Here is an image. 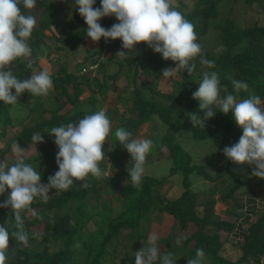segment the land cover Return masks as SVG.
Returning a JSON list of instances; mask_svg holds the SVG:
<instances>
[{"label":"trees","instance_id":"1","mask_svg":"<svg viewBox=\"0 0 264 264\" xmlns=\"http://www.w3.org/2000/svg\"><path fill=\"white\" fill-rule=\"evenodd\" d=\"M223 1L194 0L192 11L184 12L179 9L195 26L197 42L202 46L204 56L214 61L215 67L209 69L201 65L197 57L196 69L190 75L182 71L183 80L176 81L174 84L177 87L171 92H163L155 85L154 80L163 77L162 70L167 68L168 63L172 62L171 64L175 66V62L164 60L162 56L157 57L145 43L137 44V51L129 52L123 49L120 39L105 42L103 38L102 49L97 54L86 56L77 63L75 71H69L61 64L59 56L54 59L53 54L54 51H63L66 46L73 51L87 37V25L78 8L73 16L78 24H75L76 31L71 33L72 29H64L60 11L51 0H37V6L32 10L24 9L21 5L23 14L34 15L37 20L28 41L32 49L30 59L35 61L34 67L37 70H43L40 64L43 58L53 62V67L56 68L51 72L54 87L47 96H31L25 91L18 98L17 104L6 105L0 102V139H9L12 136L11 129L16 125L12 111L21 112L28 108L29 115H32L44 111V106L49 100L53 101V108L49 111V116L39 119L31 126L24 123L25 117L19 120L21 129L15 134L12 133L14 135L11 142L7 143L6 149L0 152V155L9 152L14 143H18L19 147L25 150L34 146L38 157L26 163L39 167H44L45 165H42L48 163L55 172L58 171V165L53 162L54 152L58 147L54 143L55 137L49 135L50 129L78 122L85 115L102 109V96L105 97L125 73L129 84L123 88L121 98L131 100V105L130 117L122 121L121 127L124 129L126 127L133 135L141 126L152 121L164 122L167 126L166 133L153 154L157 155L166 147L169 150L168 159L171 160L172 167L167 177L142 176L139 185L131 181L128 171L116 173L112 178L97 179L89 175L86 180L89 185L87 188L81 187L82 183H74L69 190L61 191L48 201L33 202L31 207L34 210L40 209L36 212L35 218L29 220L28 212L22 213L29 242L25 246L10 238L9 245L12 251L9 253L7 264H105L107 249L118 239L122 230H130L132 235L137 237L140 249L147 245L150 234L149 229L144 228V224L149 223L154 214L168 215L174 221L167 235L159 237L157 246L161 255L172 253L175 264H187V259L196 258L197 249L204 251L202 264H250L261 263L264 260V215L249 225L240 243L231 242L223 239L220 232L232 233L236 221H225L217 217V200L213 198L215 187L202 191L193 189L191 180L193 175L201 177L205 182L209 181L207 183H215L226 172L232 183L227 197L233 198L243 186L242 177L232 169L235 163L225 157L224 169L220 171L222 174L216 172L215 178L211 173L214 169L205 163L195 162L192 154L181 146L177 137L178 132L185 131L197 140H212L214 146L223 151L226 146L238 143L242 135L243 130L236 125L232 113L224 114L219 108H213L215 115L205 121V128L192 126L188 113H200L199 101L193 99L192 94L198 89L204 71H216L222 89L226 88L228 93L237 97V100L247 98L249 95H258L264 102V26L255 23L245 28L240 27L233 19L232 7L223 23H215L221 13ZM246 1L250 5L255 2H262L264 5V0ZM179 3L181 8L185 7V1L181 0ZM108 18L104 27L110 28L115 24V19ZM101 22L100 20L99 23ZM211 30L217 32L213 39L221 48L218 53H213L206 46ZM77 38L82 40L79 41ZM107 49L112 52L108 61L116 63L119 70L112 75L102 73L103 76L100 77L97 72L104 70L101 55ZM120 51H125L128 56L117 55ZM97 63H100L98 69H101L95 74L82 72L89 64ZM201 67L203 69H200ZM12 71L22 80L32 75V70L27 67V60L24 59L14 61ZM233 79L246 82L248 90L236 92L231 83ZM131 90L133 95L129 97ZM86 93L88 95L83 97ZM57 94L60 101L56 100ZM28 99L34 100L32 106L28 105ZM35 132L44 135V142L39 144L32 142L31 137ZM114 133L112 136L109 135L112 150L106 152L110 155V161H119L125 158L126 149L114 139ZM107 145L104 144L103 149H109ZM102 165L103 161L100 162L101 168ZM246 166L251 174L254 166L247 164ZM55 172L40 173L41 180L48 182V177ZM177 174L182 176L183 192L178 198L169 199L162 189ZM254 178L259 186L264 187V179ZM101 190L106 191L108 200L104 202L105 207L99 209ZM93 197L96 199L94 204L91 202ZM70 206L73 208L69 210ZM92 221L98 223L99 229L88 232L86 227ZM39 223L44 224L41 235L32 230ZM0 225L6 228L8 226L10 232L16 230L12 210L0 208ZM39 238L40 242L37 241ZM51 245L56 249L51 250ZM163 246L165 251L162 253L160 247ZM229 246L235 250L230 257ZM132 254L128 253L122 263L135 264V256ZM156 264H159V261Z\"/></svg>","mask_w":264,"mask_h":264},{"label":"clouds","instance_id":"2","mask_svg":"<svg viewBox=\"0 0 264 264\" xmlns=\"http://www.w3.org/2000/svg\"><path fill=\"white\" fill-rule=\"evenodd\" d=\"M79 14L83 17L87 29V38L99 42L120 39L122 47L131 52L134 46L145 43L164 60L175 62V67L163 69V78H170L177 72L189 75L196 69V58L199 63L212 69L214 61L207 59L202 46L197 42L195 26L177 10L175 0H101L100 7H94L96 0H74ZM24 9L32 10L37 0H0V102L6 105L18 103V98L27 91L31 96H47L53 89L51 72L48 69L37 70L35 61L30 59L32 49L29 38L36 26L34 15L23 14ZM114 16L118 23L106 29L99 21L104 17ZM128 56L125 51L117 53ZM27 60V67L32 75L19 79L12 71L13 62ZM236 92L247 91L248 84L240 80H231ZM14 90V92H13ZM199 101L200 113H188L192 126L205 128V121L215 115L213 108H219L224 114L232 113L242 135L238 143L226 146L223 154L237 165L254 166L251 176L264 179V102L258 95H249L237 100L226 88L221 87L220 77L216 71H204L198 89L192 94ZM112 131V122L103 109L85 115L78 122L62 124L50 129L54 143L58 147L56 164L58 171L48 177V183H41V174L31 164L25 162L18 143L12 145L17 154V161L9 165L0 160V196L8 193L0 203V208H10L15 220L14 231L0 225V264L9 260L10 238L27 245L29 234L24 229L22 213L36 216L31 207L39 197L47 201L49 191H67L76 181H85L81 187L87 188L89 175L97 179L107 177L108 171L100 167L105 158L103 150ZM115 138L131 156L132 167L127 169L131 181L139 185L145 171L144 163L153 141L151 139L133 138L132 133L118 128ZM31 140L35 144L44 142V135L33 133ZM109 151L112 148L108 149ZM43 219V217H38ZM159 237L151 234L148 247L135 253V264H175L172 253L161 255L157 246ZM78 246V245H77ZM203 249H197L196 258L187 259V264H202Z\"/></svg>","mask_w":264,"mask_h":264},{"label":"rangeland","instance_id":"3","mask_svg":"<svg viewBox=\"0 0 264 264\" xmlns=\"http://www.w3.org/2000/svg\"><path fill=\"white\" fill-rule=\"evenodd\" d=\"M53 5L55 6V8H57L60 11V16H61V20H62V24L64 29H72L70 32H74L76 31L75 28V24L77 25L78 23L76 21H74L73 16L76 12V5L74 3V0H51ZM181 0H175V6L177 7V10L180 11L179 9H181V11L183 10L184 12H190L193 10L194 8V0H182L185 1V7L181 8L180 2ZM101 4V0H96V3L94 4V7H100ZM233 8V19L237 22V24L242 27L245 28L247 26H252L255 23H258L261 26H264V5L262 2H255L253 4H248L246 0H224L222 2V6H221V13L217 19V22H224L226 16H228L229 12H230V8ZM112 18L109 17L108 19ZM116 19V18H114ZM63 29V31H65ZM63 33V32H62ZM217 35V32L215 30H211L210 35L207 38V42H206V46L208 48H210V50H212L213 53H218L221 48L218 46L217 42H214L213 37ZM77 40L81 41L82 38H77ZM216 40V39H215ZM73 42V41H72ZM71 42V44H73ZM103 40L101 39L99 42H93L91 39L89 41H86L85 44H79L77 46V48H75L73 51H71V49H69L67 46L65 47V49H63V51L61 52H56L54 51V59L57 58L59 56V58L61 59V61H63L64 63H66L67 68L70 71H75L76 67H77V63L79 61H82L86 56H93L94 54H97L99 50H101V44H102ZM59 45H62V43H59ZM105 48V47H104ZM137 51L134 47V49L132 51ZM155 55H157V57H161L160 54L155 53ZM112 56V52L109 51V49H107L106 51H104L101 55L102 61H103V65L104 67L107 66L108 68H110L108 70V74L112 73H116V71H118V67L116 66V64L112 61H108L110 60ZM149 57V56H148ZM172 62L168 63L167 68L169 67H175L174 64H171ZM112 68H111V67ZM101 69V68H100ZM98 69V70H100ZM105 69V68H104ZM200 69H203V67H201ZM106 70V69H105ZM99 76L102 77V71L100 70L99 72ZM182 76L183 73L181 72H177L176 74H174V76L170 77V78H166L164 79L163 77L160 79H155V85H157V87L159 89H161L163 92H171L173 90L176 89V85L174 84L176 81H182ZM129 81L126 78V74L123 73L120 76V80L118 81L117 85L120 88H124L126 86H128ZM133 95V91L131 90L129 93V97H131ZM86 95H83V97H85ZM102 103H104V96H102L101 98ZM131 101V100H130ZM128 101L125 102V104L118 100L117 98V94H113L112 96H110L109 98H107V102L105 103L107 106H110L113 108V106H117L120 109V113H123L125 115V118L129 117V108L131 105V102ZM53 102V101H52ZM52 102L49 100L45 107V110L42 112H36L35 114L29 115V109L26 108V110H23L21 112L19 111H12V116L13 119L16 123L15 127H13L11 129V131H13L12 133H16L18 132L21 127L20 125V121L22 120L24 117V123L26 125H33L34 123H36L39 119H42L44 117H47L50 115V110L53 108V104ZM34 104V100L33 99H28V105L32 106ZM117 104V105H116ZM105 105L102 106V109L104 108ZM104 111L106 113V115L108 116V118L110 119V114L112 113L111 111H109L107 109V107L104 108ZM126 129V127H125ZM167 130V126L164 122H162L161 120H157L156 122H151L150 124H145L140 128L139 132H144L146 133V138L147 139H151L153 141V145L152 148L149 152V154L146 157V161L144 163V173L142 176L145 175H149L151 177H156V178H161L164 176H168L170 173V169L172 167V163L170 159H166V160H162L161 162H158L156 160L157 155H154L153 151L154 149L158 146V144L161 142V138L163 135H165ZM10 134V136L14 135V134ZM143 133V134H144ZM11 136V137H12ZM11 137H9V139H0V152H2L3 150L6 149L7 147V143L11 142ZM177 137L179 139V142L181 144V146L187 150L188 152H190L192 154V157L194 159L195 162L198 163H205L207 165H209L210 167H212L214 169L212 173V175L216 178L217 175L215 176L216 172H219L220 174H222L220 171H222L223 165L225 164V155L223 154V151H221L220 149H217L212 140L210 139H205V140H197L195 138H193V136L190 133H187L185 131H180L177 133ZM114 139L115 136H114ZM145 139V138H144ZM109 148H111V143L109 141L106 142ZM105 143V144H106ZM21 148V147H20ZM22 149V148H21ZM106 153L105 158L103 160V165H102V170L104 171H108L109 175L107 176L108 178H112L116 173H119L121 171H127V169H130V161H131V157L127 159L124 158L122 160L119 161H110L109 157L110 155L107 154V150L108 149H103ZM164 153L166 154V157L169 156V150H167L166 147L163 148ZM58 152V149L55 150L54 152V158H53V162L56 164V154ZM23 157L25 162L26 161H34L37 157H38V153H37V149L34 146H30L29 149H27L26 152L23 153ZM18 157L17 154L13 151V148L11 147L9 152H6V154L4 155H0V160H4L7 161L9 165L14 164L17 161ZM45 165V166H44ZM57 165V164H56ZM42 166L44 167H39V166H33L34 168H36L40 173H47V174H53L55 172V170L53 169V167L50 166V164H43ZM219 169V170H218ZM232 169L239 173V175L242 177V181L243 184L250 186L252 185L253 182V176H251V174L249 173V171L247 170V166L245 165H237V164H233L232 165ZM226 173V172H224ZM247 178V179H246ZM192 180V184H193V189L196 191H202V190H207L210 188H214L213 183H209L206 184L204 182V180H202L201 177L197 176V175H193L191 177ZM209 182V181H206ZM41 183L47 184L48 182L42 181ZM74 183H83V181H76ZM170 184L175 183L177 184L180 189H182V176L177 174L174 175L171 180L168 182ZM247 183V184H246ZM103 185V184H102ZM101 185V186H102ZM169 185V184H168ZM166 184V186H168ZM165 188V191H164ZM164 188L162 189L163 192L167 191V188L164 186ZM61 191H56L55 189H51L49 191V196L50 199L54 198L55 196L59 195ZM8 193H5L4 195L0 196V203H2L6 198H7ZM171 194H169L170 196ZM172 197V196H171ZM47 200V201H48ZM108 200V194L106 193V191L101 190V201L99 202V209L104 208V202H106ZM38 201H45L39 197H37L34 200V203L38 202ZM96 201L95 197H93L91 199L92 204H94ZM73 207H68V209L70 210ZM6 210H11L10 208H3ZM40 209H36L35 212L39 211ZM242 213V212H240ZM27 218L29 220H33L35 218V216H33L31 213L27 214ZM234 220V219H233ZM174 225V221L172 219V217H169L168 215H161V216H156L155 214L152 216L151 220L149 223L144 224V228L145 229H149V234H156L158 237L160 236H166L167 233L169 232V229ZM99 229L98 223H96L95 221H92L87 227L86 230L88 232H95ZM32 230L38 234L41 235L44 231V224H37L36 226H34L32 228ZM221 236H223V239H228L227 238V232H220ZM40 237V236H39ZM38 242L41 241V238H39L37 240ZM138 239L137 237L132 235V232L130 230H122V232L120 233V236L118 237L117 240H114L108 247L107 249V253L108 256L106 257V262L105 264H123L122 260L124 258H126L128 253H133L132 255L135 256V253L140 249V244L137 242ZM30 246H32V244H30ZM148 242L147 245L145 247H148ZM230 247V252H229V256H232L235 253V250ZM162 253L165 251V247H160ZM51 250H55L56 247H54L53 245L50 246ZM134 262H135V258H134ZM129 263V261H128ZM250 264H264V260L261 263H256V262H252Z\"/></svg>","mask_w":264,"mask_h":264},{"label":"crops","instance_id":"4","mask_svg":"<svg viewBox=\"0 0 264 264\" xmlns=\"http://www.w3.org/2000/svg\"><path fill=\"white\" fill-rule=\"evenodd\" d=\"M106 18H108V17H104L101 19V21H102L101 26L102 27H104ZM114 18L115 17L112 16V19H114ZM116 22L117 21L115 19V23ZM104 28L108 29L109 27H104ZM101 39L103 40V37ZM89 40H90V38H87V37L84 38L82 44H85V42L89 41ZM137 46L138 45L134 46L135 49L137 48ZM40 64H41V67L43 68V70L48 69L50 72H53L56 69L55 67H53V65H54L53 62H51V60L46 59V58H43L41 60ZM61 64H64L67 67L66 63H64L63 61H61ZM116 66H118V65L116 64ZM104 68H103L104 70L102 71L103 75L104 74L105 75L114 74L112 72L110 74H108V70L110 68H108L107 66H105ZM116 73H117V71H116ZM122 90H123V88H120L116 84L106 93V95L104 97V101H105L103 103V105H105L104 108L107 107V109L112 112L110 114V120L112 122V131L110 132V136H112V134L115 132L116 129L121 127V123L128 120L130 117V115H129L128 118L127 117L125 118V115L123 113H120L119 107L113 106V108H112V107L107 106L105 104L107 102V98L112 96L114 93L117 94L118 100L122 101L125 104V102H127V101L121 98ZM85 95L87 96L88 94L86 93ZM58 96L59 95L57 94L56 100L60 101L61 99ZM52 100H54V99L52 98ZM104 108H103V110H104ZM140 128L138 131L133 133V135H132L133 138H141V139L145 138V139H147L145 136L146 133L139 132ZM109 140H110V137H109ZM124 154H125V158L127 157V159L131 157L127 150H125ZM168 157L169 156L166 157V154L164 153V150L162 149L158 153L156 160L158 162H161L162 160L168 159ZM129 167L130 168L132 167L131 161H130ZM205 183L209 184L207 182H205ZM168 184H167L168 186L165 185V187L167 188V191L164 192L165 195L169 199L178 198L182 194L183 190L180 189L179 187H177L178 185L175 183H172V184L168 183ZM213 186L215 187V192H214L213 198L217 200V202H216V215L221 220L229 221V220L234 219L236 221L233 232L230 234L227 233V238L231 242L240 243L242 241V237L246 234V231H247L246 229L249 227V225L252 222L256 221L258 217L264 215V187L259 186L257 181L255 180V178H253L252 185L247 186V185L243 184L242 188L238 192H236V194L233 196V198H228L227 193H229V190L232 188V183L230 182V178L227 176L226 173H223V176L219 177L216 180V182L213 183ZM164 191H165V188H164ZM169 194H171V195L169 196ZM234 197H235V199H234ZM240 212H242V213H240ZM223 232H225V231H223Z\"/></svg>","mask_w":264,"mask_h":264},{"label":"built area","instance_id":"5","mask_svg":"<svg viewBox=\"0 0 264 264\" xmlns=\"http://www.w3.org/2000/svg\"><path fill=\"white\" fill-rule=\"evenodd\" d=\"M99 65L100 63H97V64H89L87 67H85L83 69V73H89V72H92V73H96L98 71V68H99Z\"/></svg>","mask_w":264,"mask_h":264}]
</instances>
